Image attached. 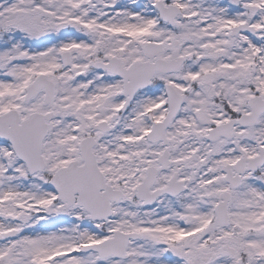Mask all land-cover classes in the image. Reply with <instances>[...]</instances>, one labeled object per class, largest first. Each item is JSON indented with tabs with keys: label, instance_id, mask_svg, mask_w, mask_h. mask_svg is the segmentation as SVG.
Returning <instances> with one entry per match:
<instances>
[{
	"label": "snow or ice",
	"instance_id": "6c2138e0",
	"mask_svg": "<svg viewBox=\"0 0 264 264\" xmlns=\"http://www.w3.org/2000/svg\"><path fill=\"white\" fill-rule=\"evenodd\" d=\"M0 264H264V0H0Z\"/></svg>",
	"mask_w": 264,
	"mask_h": 264
}]
</instances>
